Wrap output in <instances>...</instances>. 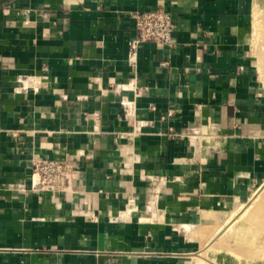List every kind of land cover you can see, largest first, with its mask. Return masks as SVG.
I'll list each match as a JSON object with an SVG mask.
<instances>
[{"label": "crops", "instance_id": "0c3cea01", "mask_svg": "<svg viewBox=\"0 0 264 264\" xmlns=\"http://www.w3.org/2000/svg\"><path fill=\"white\" fill-rule=\"evenodd\" d=\"M162 6L171 45L131 54ZM246 0H0V264H195L207 213L264 179ZM74 158L65 192L39 158Z\"/></svg>", "mask_w": 264, "mask_h": 264}, {"label": "rangeland", "instance_id": "374dc122", "mask_svg": "<svg viewBox=\"0 0 264 264\" xmlns=\"http://www.w3.org/2000/svg\"><path fill=\"white\" fill-rule=\"evenodd\" d=\"M246 4L250 20L248 56L264 94V1L246 0ZM206 216L196 227L201 247L195 264H258L262 260L264 242L258 241L259 236L257 241L251 237V243L246 244L238 239L248 231L264 234V179L224 199Z\"/></svg>", "mask_w": 264, "mask_h": 264}, {"label": "built area", "instance_id": "2783aa9c", "mask_svg": "<svg viewBox=\"0 0 264 264\" xmlns=\"http://www.w3.org/2000/svg\"><path fill=\"white\" fill-rule=\"evenodd\" d=\"M135 20L136 34L128 42V49L135 54L144 42L171 45L174 23L171 14L162 6L132 13ZM75 161L69 154L62 157L39 158L32 165L30 175L34 190L54 195L65 192L72 179Z\"/></svg>", "mask_w": 264, "mask_h": 264}, {"label": "bare ground", "instance_id": "6f19581e", "mask_svg": "<svg viewBox=\"0 0 264 264\" xmlns=\"http://www.w3.org/2000/svg\"><path fill=\"white\" fill-rule=\"evenodd\" d=\"M254 1V0H253ZM262 1H264V0H261V2ZM257 2V1H256ZM258 2H259V0H258ZM249 229H251V228H249ZM249 229H247V230H249ZM240 235H242V234H240ZM256 236H259L261 239L260 240H258V239H256ZM264 234L262 233V231H260V230H255V231H248V232H245L244 233V235L242 236V238H240V239H238V241L240 240H243V241H245V242H243V243H251V241L249 242V240H250V238L252 237L254 240H258V241H262V242H264ZM255 237V238H254ZM253 242V241H252ZM260 250V249H259ZM236 261V260H235ZM234 261V262H235ZM227 264V263H226ZM241 264V263H240ZM258 264H264V257L262 258V260H260V262L258 263Z\"/></svg>", "mask_w": 264, "mask_h": 264}]
</instances>
